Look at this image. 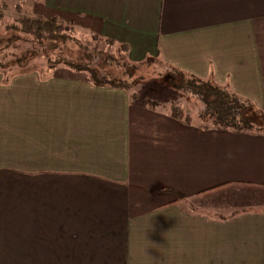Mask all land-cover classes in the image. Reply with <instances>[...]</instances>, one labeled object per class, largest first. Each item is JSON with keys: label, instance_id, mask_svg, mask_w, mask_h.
<instances>
[{"label": "crops", "instance_id": "obj_1", "mask_svg": "<svg viewBox=\"0 0 264 264\" xmlns=\"http://www.w3.org/2000/svg\"><path fill=\"white\" fill-rule=\"evenodd\" d=\"M39 1L264 109V0ZM59 73L0 83V264H264V130L188 123L168 85L132 99Z\"/></svg>", "mask_w": 264, "mask_h": 264}, {"label": "trees", "instance_id": "obj_2", "mask_svg": "<svg viewBox=\"0 0 264 264\" xmlns=\"http://www.w3.org/2000/svg\"><path fill=\"white\" fill-rule=\"evenodd\" d=\"M49 13L31 14L18 4L11 9L7 3L0 4V71L11 72L30 58L42 57L48 69L81 73L95 86L126 90L132 99L139 98L137 86L163 82L187 99L191 110L181 117L188 123L237 132L264 130V109L227 84L212 76L196 77L155 58L133 63L126 56V44H118L115 52L89 47L71 35L72 22L57 12ZM105 41L114 45L112 40ZM140 101L154 103L143 95ZM174 112L180 115L183 111L176 107Z\"/></svg>", "mask_w": 264, "mask_h": 264}, {"label": "rangeland", "instance_id": "obj_3", "mask_svg": "<svg viewBox=\"0 0 264 264\" xmlns=\"http://www.w3.org/2000/svg\"><path fill=\"white\" fill-rule=\"evenodd\" d=\"M1 3H7L8 6L10 7V9L14 5L18 4V5L22 6L24 8V10L28 11L31 14L33 13V14L48 15L49 11L50 12H57L55 10H48L47 12L42 11L40 9V5H39L40 1L39 0H0V4ZM9 20L10 19L8 17L5 19V21H9ZM73 31H74L73 33L70 32L71 35L75 36L76 38H79L83 43L87 44L89 47H93V48L97 47L99 50H103L106 52H115V48L118 47V45H109L101 37H98L96 35H92L84 29L75 27L73 29ZM45 62L46 61L44 58L35 57V58L28 59L25 63H23V65H20L18 67L13 68L14 71L6 72V73L0 71V83L2 85V89H3V87H7V86H10V84L15 83V81H17L19 76L24 75V73L26 74L27 72L31 73V72L46 71L49 73L52 72L55 75H59L60 74L59 71L67 70V69H62V68H60V69H48L47 64ZM67 71H69V70H67ZM16 76H17V78H15ZM156 86H163L164 87L167 85L166 84H160V82H158L156 84L150 83V84H146L143 86H137L136 89L138 90V94L141 95L144 92H152L151 90H149V91L143 90V88H145V89L150 88L151 89V88H154ZM149 97L150 98L151 97H155V98L157 97L158 98V95L152 94ZM18 179H20V178L18 177ZM21 180H23V179H20V182H18L17 190L20 191L19 189H21L22 190L21 192H23L24 183ZM261 198H264V196H262ZM18 241H22V240H18ZM11 261L13 264H24V255H17L16 260H11Z\"/></svg>", "mask_w": 264, "mask_h": 264}]
</instances>
